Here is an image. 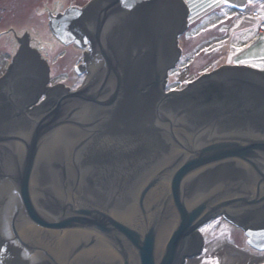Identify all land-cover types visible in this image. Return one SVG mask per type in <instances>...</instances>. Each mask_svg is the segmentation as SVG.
Returning <instances> with one entry per match:
<instances>
[{
	"label": "water",
	"instance_id": "95a60500",
	"mask_svg": "<svg viewBox=\"0 0 264 264\" xmlns=\"http://www.w3.org/2000/svg\"><path fill=\"white\" fill-rule=\"evenodd\" d=\"M185 16L94 0L51 23L89 43L87 77L49 111L0 110V264H184L218 216L264 249V72L224 66L166 91ZM29 52L0 105L21 104Z\"/></svg>",
	"mask_w": 264,
	"mask_h": 264
},
{
	"label": "rangeland",
	"instance_id": "374dc122",
	"mask_svg": "<svg viewBox=\"0 0 264 264\" xmlns=\"http://www.w3.org/2000/svg\"><path fill=\"white\" fill-rule=\"evenodd\" d=\"M87 1L0 0V6L7 7L4 21L0 22V53L9 50L8 45L12 44L15 35L22 36L29 32L31 44L38 47L49 59V65H52V84L64 83L71 90L81 87L87 75H76L73 67L80 63L82 51L56 41L48 26V14L50 11L59 10L61 5H81ZM207 1L180 38L179 45L184 49V56L177 69L170 73L172 77L166 91L183 89L197 80L202 72L214 71L224 66H245L264 72V32H259L260 27L264 29V25H257L255 19H249L254 26L242 33L232 34V44V40L224 42L226 30L236 23L238 16L233 11L222 12L219 9L206 12L203 9L213 3V0ZM260 13L263 14L262 11ZM199 232L205 238L203 255L192 258L185 264H216L202 260H207L206 257L210 256L218 258L220 262L223 252L229 253L228 262L233 255L241 256L245 260L244 264H264V249L257 250L250 246L243 229L224 218L211 221L201 227Z\"/></svg>",
	"mask_w": 264,
	"mask_h": 264
},
{
	"label": "flooded vegetation",
	"instance_id": "af4514ba",
	"mask_svg": "<svg viewBox=\"0 0 264 264\" xmlns=\"http://www.w3.org/2000/svg\"><path fill=\"white\" fill-rule=\"evenodd\" d=\"M94 0H88L84 4H70L66 7H63L62 5L59 7V10L57 11H50L48 14V26L51 30V34L56 39L58 43L61 45L66 46H74L80 51H82V59L80 63L73 67L74 72L76 75H87L86 69L83 68V60L85 59L86 55L89 53V43L81 44L77 42L75 39L71 38H62L59 37L55 31V33L52 30L51 23L54 22V20H59L62 16H64L69 11H75L78 9H84L90 5L91 2ZM207 0H157L158 6L162 7L164 10H167L168 13L171 12V10L177 9L178 11L184 13L185 19H186V26L185 29L178 35L177 40V56L175 59V64L172 69L168 72L167 82L166 86L168 85L172 73L175 69H177L178 65L182 61V57L184 56L183 48L179 45L180 44V38L183 37V35L187 32L190 25L195 21V15L200 12L201 7H205L207 4ZM210 2V0H209ZM213 2V1H212ZM264 0H249L246 6L242 8L235 7L229 3L227 4H215L212 3L208 7L204 8L203 10H207L206 12L214 9H219L220 11H233L238 16V20L236 23L231 25V27L226 30V33L223 38L224 42L228 40H232V34H239L242 33L244 30H247L251 26H254L255 24H250L249 19L256 20L257 25L262 24L264 25ZM262 11L263 14L260 12ZM0 22L4 21L7 7L6 6H0ZM222 22V21H220ZM247 23V25H245ZM245 25V26H244ZM256 25V26H257ZM260 33L264 32V29L260 27L259 29ZM30 33L26 32L22 36L15 35L12 41L11 45H8L9 50H6L3 53H0V83L6 81L9 76V74L12 73L13 67L15 65V60L17 55L21 51H25L26 47L30 49V52L28 53L30 55L31 50L33 52L39 53L38 59L34 58V56L31 57V55L28 58H25L27 63L24 62L22 65L23 72H20L17 74V76H13L16 78L17 86L19 88L17 89L19 91V94L17 95L18 101L21 102L16 108L13 106H7V105H0V110L6 109V107L9 109H13L14 111L17 110H26V111H33L36 109L45 108V110L49 111L52 108H54L57 104L58 99L61 97V95L64 92H70L75 91L71 90L68 85H65L64 83H58V84H52L50 81V77L52 74V65H49V59L46 57V55H43L42 52L39 50L38 47L31 44L30 40ZM233 40L230 44H232ZM229 46V45H228ZM225 48V47H224ZM26 70V71H25ZM30 71V72H28ZM36 71V72H35ZM213 70H207L201 73L199 78L203 75L211 73ZM86 78V77H85ZM11 79V78H10ZM16 117H20V114L17 113L15 115ZM217 218H224L223 216H218L216 218L209 219L206 223H204L202 226L198 228L200 230L201 227L205 226L206 224H209L211 221H214ZM225 219V218H224ZM228 221V220H227ZM229 222V221H228ZM242 229V228H241ZM244 233L247 236V240L250 246L253 247V245L250 243V237L247 235L246 231L243 229ZM196 238L198 237L200 243H202L201 251L198 254H195L194 256L197 258L198 256L201 257L203 252V246L205 245V238L202 240V238L199 236V234H196ZM202 240V242H201ZM254 248V247H253ZM248 254H251L250 251H248ZM192 257V258H195ZM209 257V258H208ZM192 258H186L185 263H187L188 260ZM207 260L203 261H212L216 264H219L218 258H213L210 256L206 257Z\"/></svg>",
	"mask_w": 264,
	"mask_h": 264
},
{
	"label": "bare ground",
	"instance_id": "6f19581e",
	"mask_svg": "<svg viewBox=\"0 0 264 264\" xmlns=\"http://www.w3.org/2000/svg\"><path fill=\"white\" fill-rule=\"evenodd\" d=\"M229 253L226 252L221 255L220 263L221 264H244V259L241 256H230V261L228 262Z\"/></svg>",
	"mask_w": 264,
	"mask_h": 264
},
{
	"label": "snow or ice",
	"instance_id": "6c2138e0",
	"mask_svg": "<svg viewBox=\"0 0 264 264\" xmlns=\"http://www.w3.org/2000/svg\"><path fill=\"white\" fill-rule=\"evenodd\" d=\"M213 3H215V4H227L228 0H213ZM262 6H264V5H262Z\"/></svg>",
	"mask_w": 264,
	"mask_h": 264
}]
</instances>
